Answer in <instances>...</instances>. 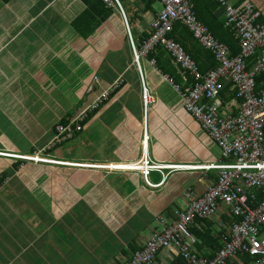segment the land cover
<instances>
[{
  "label": "crops",
  "instance_id": "0c3cea01",
  "mask_svg": "<svg viewBox=\"0 0 264 264\" xmlns=\"http://www.w3.org/2000/svg\"><path fill=\"white\" fill-rule=\"evenodd\" d=\"M155 1L121 0L138 46L149 37L151 24L161 9L155 8ZM226 1L235 7L252 2L264 19V0ZM191 2L202 4L200 8L204 11L211 4V0ZM83 11L86 15L74 24ZM216 15L224 22V8H218ZM100 21L101 25L91 32ZM192 50L197 51L201 69L208 71L212 67L209 53L198 43H193ZM157 59L154 66L150 58L141 64L156 98L145 114L140 76L120 10L105 8L99 0H0V118L27 138L28 150H42L51 139L55 124L65 117H74L86 98L92 101L102 89L120 79L110 100L86 125L90 134L87 145L94 147L88 157L71 156L54 161L88 164L132 161L114 164L113 168L120 166L133 171L142 156L146 128L149 154L160 163L200 165L222 161L221 149L183 111L180 95L164 76L173 78L182 89L193 78L174 64L164 50L160 49ZM157 63L165 73L157 68ZM94 76H98L99 82H95ZM76 82L86 88L95 83L96 87L79 96L75 103L65 102L57 94L61 93L59 87ZM227 85L228 89L221 94V111L235 114L237 100ZM15 86L26 88H16L14 93ZM38 104L40 111L32 113V107ZM21 106L24 114L19 117L15 107ZM1 107L6 112H1ZM53 109L59 113L58 122L48 121ZM2 134L11 148L0 152L27 153L16 152L20 148L6 138L8 133ZM96 145L109 154L101 157V149ZM2 158L11 163L14 160L0 156V163ZM24 163L26 167L22 164L19 170L23 167L22 171H30L31 165L36 171L20 173L17 169L0 185V264H122L159 230L161 220L168 222L174 209L183 208L186 190L201 195L218 176L215 171H174L162 185L149 186L138 172L53 162ZM150 179L159 184L162 176L152 173ZM227 213V208L221 206L216 217L206 223V227L208 223L213 226L221 243L228 234L223 221L232 223ZM205 239V243L200 240L194 247L210 256L216 244L209 237ZM231 263L240 264L236 260ZM152 264H187V261L169 246L157 253Z\"/></svg>",
  "mask_w": 264,
  "mask_h": 264
},
{
  "label": "built area",
  "instance_id": "2783aa9c",
  "mask_svg": "<svg viewBox=\"0 0 264 264\" xmlns=\"http://www.w3.org/2000/svg\"><path fill=\"white\" fill-rule=\"evenodd\" d=\"M108 7H117L124 19L129 45L141 82V98L144 112L156 102L142 70L141 59L163 48L182 71L193 78L188 87L182 89L169 76H164L180 95L182 108L191 115L221 149L222 161L208 164H163L154 160L148 149V131H144L142 156L133 171L139 172L149 186H158L174 171H215L217 180L201 195H194L191 189L183 193L185 204L174 209L168 222L155 231L147 243L135 250L122 264H152L157 253L172 246L187 261V264H228V259L243 264L245 254L253 258V264H264V87L256 88L255 76L264 71V21L258 22L261 12L252 2L245 1L233 7L226 0H219L225 13V27L237 39L239 53L231 55L227 45L215 38L209 28L196 16L190 0H159L161 9L151 24V33L137 50L132 38L129 20L120 0H103ZM174 22H179L193 34L197 43L215 56L218 65L206 73L200 71L193 58L168 34ZM255 57L247 68V60ZM151 64H156L155 59ZM99 82L98 76H94ZM120 79L84 105L66 125L55 126V133L46 149L74 138L83 130L82 122L110 98L118 87ZM229 84L237 100L235 114L222 112L221 92ZM96 84H90L87 91H93ZM0 156L18 157L0 153ZM24 161L84 167L107 171H129L122 167L113 168V163L88 164L65 163L50 160L40 154L22 157ZM44 158V159H42ZM44 161V162H41ZM123 164V163H116ZM131 172V171H129ZM152 173H159L162 181L152 183ZM221 206L227 208V217L232 223L223 221L228 234L223 236V245L214 256H205L194 244L197 238L190 227L197 219L213 220Z\"/></svg>",
  "mask_w": 264,
  "mask_h": 264
},
{
  "label": "trees",
  "instance_id": "16d2710c",
  "mask_svg": "<svg viewBox=\"0 0 264 264\" xmlns=\"http://www.w3.org/2000/svg\"><path fill=\"white\" fill-rule=\"evenodd\" d=\"M101 3H102V5H103V7H105V8H107L108 7V5L107 4H105V2L103 1V0H99ZM121 1V0H120ZM151 3H152V0H149ZM191 1V0H190ZM122 3V2H121ZM192 3V2H191ZM240 4H242V3H240ZM240 4H237L236 5V7H239V5ZM232 5V4H231ZM192 7H193V10H194V12H195V14H196V16H197V18L203 23V24H205L208 28H209V30L212 32V34L215 36V38L217 39V40H219L220 42H222V43H224L225 45H227L228 47H229V49H230V51H231V55L232 56H235V55H237L238 53H239V46H238V41H237V39L232 35V33L230 32V29L229 28H227V27H225V23L222 21V20H220V18L219 17H217V15H216V13H217V10H218V8H220L221 7V3H220V1H218V0H211V4H209V7H207L206 9H205V11L204 10H202L200 7H202V4H192ZM233 7H235V5H233ZM89 9L91 8V5H89V7H88ZM108 8H111V10H113V9H118L117 7H108ZM223 8V7H222ZM103 8L101 7L100 8V11L102 10ZM119 10V9H118ZM84 15H86V11H83L82 13H81V16H79L78 18H76V20L74 21V24H76V23H78L79 21H81V18L84 16ZM102 17H104V15L103 16H101V18ZM224 17H225V13H224ZM264 21V19H262V18H260L259 19V21L258 22H263ZM101 21L100 22H97V24H96V26L94 27V29L91 31V32H93L94 30H95V28H97L98 26H100L101 25ZM90 32V33H91ZM128 35V34H127ZM168 38H171L172 40H174L175 42H177L182 48H183V50L185 51V53L186 54H188V55H190L192 58H193V60L197 63V65H198V61H197V51H193L192 50V47H193V43H197V41L194 39V37H193V34L190 32V31H188L187 29H186V27L185 26H183L181 23H179V22H174V24H173V26H172V30H171V32L168 34V36H167ZM148 38V37H147ZM146 38V39H147ZM145 39V40H146ZM144 39H142V41H143ZM144 40V41H145ZM143 41V42H144ZM143 42H141L142 44H143ZM142 44L140 45V46H138L137 45V43L135 42V45H136V48H137V50L138 51H140L141 49H142ZM199 45V44H198ZM201 47V46H200ZM160 49H162L163 50V48H161V47H157L156 48V50L154 51V52H151L147 57H144V58H142L141 59V63H142V61L144 60V59H147V58H150V59H155V61H156V59H157V55L160 53ZM204 49V48H203ZM205 50V49H204ZM207 51V50H206ZM164 52H166L165 50H164ZM208 53H209V55H210V59H209V62H210V65H212V67L211 68H213V67H216L217 65H218V62L216 61V58H215V56L214 55H212L209 51H207ZM167 53V52H166ZM168 54V53H167ZM169 55V54H168ZM169 58L172 60V62L175 64V62H174V60L172 59V57L169 55ZM254 58L255 57H252V58H250V59H248L247 60V68H249L251 65H252V63H253V61H254ZM157 62H159L158 61V59H157ZM199 66V65H198ZM157 68L158 69H160L163 73H165V71H164V69H161L159 66H158V63H157ZM210 68V69H211ZM199 69H200V71L201 72H203V73H206L207 71H203L202 69H201V67L199 66ZM209 69V70H210ZM208 70V71H209ZM144 74H145V72H144ZM145 78H146V82H147V77H146V75H145ZM173 79V78H172ZM255 84H256V88H259V87H264V71H262V72H260V73H258L256 76H255ZM148 84V83H147ZM149 86V85H148ZM226 86V85H225ZM228 85L225 87V88H227L228 89ZM223 89L222 90V92H221V94H224V92L226 91V89ZM116 89V88H115ZM114 89V90H115ZM113 90V91H114ZM113 91H111V93H110V97H111V95H112V92ZM108 100H110V98L108 99ZM108 100H106V101H108ZM104 102V104L105 103H107V102ZM104 104H102V105H104ZM101 105V106H102ZM101 108V107H100ZM100 108H98V109H96V111L95 112H93V113H91L88 117H87V119H86V121H84V122H82V126L83 127H86V125L88 124V122L90 121V119L92 118V115H94L95 113H97L98 111H99V109ZM71 119V116L70 117H65V118H63L62 120H61V123H63L64 125H66V123H68V121ZM72 118H73V115H72ZM56 125H58V124H55L54 126H53V129H52V135H51V139H52V137L54 136V133H55V126ZM84 129V128H83ZM201 129H202V127H201ZM203 130V129H202ZM83 131V130H82ZM81 131V132H82ZM204 131V130H203ZM81 132H77L76 133V135L74 136V138L73 139H75V138H77L78 136H79V134H82ZM204 133H206L205 131H204ZM207 134V133H206ZM209 137V136H208ZM210 138V137H209ZM51 139L49 140V142L51 141ZM73 139H71V140H73ZM48 142V143H49ZM65 142H67V141H65ZM65 142H63V143H65ZM48 143L43 147V149L42 150H38V151H35V150H33V149H31V150H29V152H27V153H20V154H17V153H13V152H9V151H7V152H0V153H3V154H12V155H16V156H18V157H8V158H13L14 160H13V163H12V169H10V170H3L2 172H0V185H2L4 182H6V179H8V177L9 176H12V175H14V171H16L17 169H18V167L20 166V165H22V164H24V162H29V161H24V160H21V159H19V158H22V157H31V156H33L34 154H40V156H42V157H46V158H50V157H48V156H46V153H49V151H51V150H53L56 146H58V145H54L53 147H50L49 149H46V146L48 145ZM62 143V144H63ZM62 144H59V145H62ZM4 157V156H3ZM6 157V156H5ZM50 159H53V160H56V159H54V158H50ZM58 161V160H57ZM138 161V160H137ZM133 162H135V161H133ZM34 163V162H33ZM119 172H121V171H119ZM126 172H129V171H126ZM131 172H136V171H131ZM139 173V172H138ZM210 220H200V219H197L195 222H194V224H192L191 225V227H190V231L195 235V237L198 239L197 240V242L196 243H198V242H200V240H202V241H204V243H205V238H207V237H209L211 240H212V242L214 243V244H216L215 245V247L214 248H216V250H214L215 252L223 245V241H222V243L219 241V236H217V235H215L214 234V232L213 231H215V229L213 228V226L211 225V224H207V227H206V223L207 222H209ZM197 227V226H199V229H198V227H197V230L196 229H194L193 227ZM220 242V243H219ZM215 252L214 253H212L210 256H214V254H215ZM200 253V252H199ZM209 256V257H210ZM244 258V260H243V264H248L250 261H252L253 260V258L251 257V256H249L248 254H245V256L243 257ZM228 261V264H233V263H231L233 260H231V259H228L227 260ZM235 264H237V263H235Z\"/></svg>",
  "mask_w": 264,
  "mask_h": 264
},
{
  "label": "rangeland",
  "instance_id": "374dc122",
  "mask_svg": "<svg viewBox=\"0 0 264 264\" xmlns=\"http://www.w3.org/2000/svg\"><path fill=\"white\" fill-rule=\"evenodd\" d=\"M155 8L156 9H160L161 8V3H160L159 0H156L155 1ZM88 87H89V85L86 88V87L82 86L80 83L76 82V84H73L72 86L71 85L60 86L58 90L61 93H57V94H58L59 97H61L62 99H64L65 102L67 100L68 101L72 100V102L75 103L76 100L79 98V96L83 95V93L84 94H87L86 91H87ZM16 88L23 89V88H26V87L25 86H15L14 87V93H15V89ZM28 97H29V94L26 95V98H28ZM19 98H20V101L19 102H22L21 101L22 97H19ZM42 98H46V96L43 95ZM89 101L90 100L88 98H86V101H84L83 104L87 106ZM84 105L81 106V108L84 107ZM68 107H69V105H68ZM15 109H16V114L19 117H21L24 114V111H23V107L22 106L20 108L19 107H15ZM80 109H79V111H80ZM39 111H40L39 104L36 105V106H33L32 109H31V112L32 113H35V112L38 113ZM53 111H54L53 114L50 113L48 115V121H50V122L51 121L58 122V119L57 118L60 117L59 116V113L57 112V109H53ZM79 111H78V108H77L74 113L77 115ZM99 111H101V109H99ZM183 111H184V109H183ZM1 112H6V109H3L1 107ZM46 113L47 112L43 113V115H46ZM92 117H93V115H92ZM104 122L105 121H102L101 123H104ZM107 123L108 122H105V124H107ZM15 124H16V127L17 128L20 127V125H19V123H18L17 120H15ZM59 124H63V123H61V121H60ZM100 125H99V127H100ZM110 125L113 127V124L110 123ZM0 127H1L0 128V149H6L7 147H10L9 144L5 140V137L2 134V132L5 131L6 133H8V135L6 136V138L9 139L16 148L17 147L20 148V149L15 150L16 152H29V150L26 147L29 144V141H27V138L22 133L17 132V130H15V127L14 126L12 127L11 125H7L6 119L0 118ZM111 130H112V128H111ZM82 133L83 134H81V136L79 138H77V139L75 138L73 140H69V141L63 143L62 145L56 146L53 149V151H51L48 154H46V156L51 157V158H63V157H69L70 158L71 156H73L76 159H81V158H84V157H88V153H90L94 149V147L87 145V141L89 140L87 138L90 135L89 134V129L87 128V126L84 127V131ZM21 135H23V137ZM81 139H82V143L80 142ZM96 147L99 148V149H101L97 145H96ZM80 154L83 157H81ZM99 154L101 155V157H105V156H107L109 154V152H107V153L105 152L104 153V151L101 149L100 152H99ZM2 162L3 163H0V171H2L4 169L5 170H10V169L13 168L11 166L12 163H11L10 160H8L6 158H2ZM130 162H132V161H128V162L125 161V162H121V163H130ZM26 164L27 163H24V165H23L24 168L26 167ZM113 164H116V163H113ZM28 165H30V164H28ZM21 166L22 165H20L19 167L21 168ZM23 167H22V169H20V170L18 169L17 171L20 172V173L21 172H33V171H36V170H34L32 168L31 165H30V168H31L30 171H22L24 169Z\"/></svg>",
  "mask_w": 264,
  "mask_h": 264
},
{
  "label": "clouds",
  "instance_id": "9594fccd",
  "mask_svg": "<svg viewBox=\"0 0 264 264\" xmlns=\"http://www.w3.org/2000/svg\"><path fill=\"white\" fill-rule=\"evenodd\" d=\"M148 140H149V138H148ZM5 157V156H4ZM7 157V156H6Z\"/></svg>",
  "mask_w": 264,
  "mask_h": 264
}]
</instances>
